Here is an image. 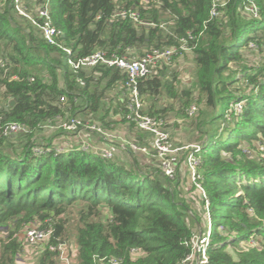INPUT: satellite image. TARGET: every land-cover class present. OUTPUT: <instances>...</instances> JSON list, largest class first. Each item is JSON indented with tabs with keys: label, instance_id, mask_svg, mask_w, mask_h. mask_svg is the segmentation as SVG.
Masks as SVG:
<instances>
[{
	"label": "trees",
	"instance_id": "obj_1",
	"mask_svg": "<svg viewBox=\"0 0 264 264\" xmlns=\"http://www.w3.org/2000/svg\"><path fill=\"white\" fill-rule=\"evenodd\" d=\"M226 1L210 19L212 0H151L149 5L140 0H49L68 53L49 44L10 0H0V54L8 59L0 68V234L6 235L0 238L6 243L0 264H18L27 243L22 232L26 224L53 223L50 242L69 241L67 217L72 212L78 215L71 241L77 248L75 264H109L110 256L122 258V264H264V65H249L246 53L264 52V0H255L259 17L246 13L244 0ZM122 6L137 9L142 23L113 18ZM188 32L196 36L190 42L196 46L183 53L194 54L193 87L177 88L178 71L171 65L183 55H174L170 62L152 66L139 80V89L151 115L165 118L174 100L182 101L184 114L195 103L209 107L202 113L208 126L216 128L207 130L199 167L206 198L189 174L188 183L179 179L185 152L177 177L168 179L152 154H145L143 164L134 152L121 162L78 146L57 151L51 143L32 140L44 130L39 124L58 115L84 113L100 121L109 93L121 90L126 79L120 68L105 64L75 72L70 57L97 50L140 57L153 48L178 45ZM251 40L257 47L249 46ZM157 97L164 106H155ZM234 100L245 101L243 110L226 120ZM13 121L26 123L33 132L3 136L1 126ZM204 138L198 134L199 141ZM16 142L21 145L15 147ZM207 210L211 234L204 263L195 239L207 233ZM251 239L256 245L247 246ZM39 247L38 264H60L57 252Z\"/></svg>",
	"mask_w": 264,
	"mask_h": 264
},
{
	"label": "built area",
	"instance_id": "obj_2",
	"mask_svg": "<svg viewBox=\"0 0 264 264\" xmlns=\"http://www.w3.org/2000/svg\"><path fill=\"white\" fill-rule=\"evenodd\" d=\"M11 5L14 6L19 15L31 20L37 25L43 38L51 45L61 47L64 51L70 53V48L62 44L60 37L63 33L58 29L52 20L51 11L49 8V0H10ZM142 4L149 5L151 0H140ZM157 4H162V0H153ZM227 3L226 0H212V7L210 10V19L219 15V8ZM243 9L246 13L254 17L260 16V9L255 0H244ZM113 18H130L137 23H142L140 12L135 8H128L125 6L116 9L112 15ZM209 19V20H210ZM155 25L154 22L148 23ZM166 22L161 23V27L166 28ZM196 36L192 32H188L187 36L178 39V45L167 48H153L140 57L135 56H108L104 50H97L93 53L68 59L70 67L75 71L82 68H92L98 64H105L108 66H116L120 68L125 74L126 79L121 84V90L125 94V117L127 120L134 122L138 128L149 134L148 144H139L136 141L123 139L118 143L115 141V133L108 127H105L101 122L93 119H83L78 116L65 114L58 115L52 120H48L45 124H39L38 128L44 129H60L67 135L82 136L83 132H92L104 141L106 146L94 147L89 141H82L78 145L84 151H92L97 153L105 159H112L119 146L126 151L132 153L152 154L159 162L162 173L168 179H175L177 177L178 166L181 155L186 153L185 165L190 176L191 182L195 184L202 196L206 198L205 189L201 183L202 174L199 167L202 163L201 153L203 151L204 143L192 142L178 145L174 142L170 131L167 129L168 121L159 116L148 114L143 109V100L139 89V80L141 77L147 76L151 72V67L159 62H170L174 55H183L184 52L193 49L196 46ZM251 48L257 47L254 41L249 42ZM8 59L0 54V68L6 67ZM34 79L33 77L31 78ZM264 82V77L262 78ZM83 85L84 81L79 79ZM65 101V97H61ZM244 100L233 101L229 104L225 111V119L231 120L233 116L239 115L244 106ZM197 112V106L192 104L187 108L189 116H194ZM31 129L23 122H8L1 126V133L3 136H9L15 133H32ZM57 151H65L68 147L54 146ZM36 152H41L40 146H35ZM208 203V200H207ZM206 219L208 221V229L205 236L197 238L195 241L196 249L201 251L200 260L207 262L206 247L210 241L211 234V219L209 211L207 210ZM54 234V224L50 223L47 226L33 225L28 227L24 232V237L27 243L41 245L44 249L48 247L51 251L57 252L60 264H75V261L70 254V248L66 241L50 242ZM196 240V239H195ZM247 246L256 245V240L251 239L246 243ZM41 248V247H40ZM132 253L137 255L138 250L132 249ZM105 259V258H103ZM109 264H122L123 259L115 256L106 258Z\"/></svg>",
	"mask_w": 264,
	"mask_h": 264
},
{
	"label": "crops",
	"instance_id": "obj_3",
	"mask_svg": "<svg viewBox=\"0 0 264 264\" xmlns=\"http://www.w3.org/2000/svg\"><path fill=\"white\" fill-rule=\"evenodd\" d=\"M113 91L109 93L110 97L107 98L109 102L108 105H106L105 107L102 106L103 110L102 109L100 110V113H102L101 115H103V119L99 118L100 120L99 122H101L105 126L107 124L111 127V130L116 135L115 141H117L118 143H120V141H122L123 139H128V140L136 139L139 141H143L144 142L143 144H146L147 139H149V134L147 132H141L134 125H130V123L124 119L125 110L123 109V106H124L123 104L125 103V100H126L125 94L122 92V90H119V89H113ZM118 91H121V92H118ZM110 98H112V100H110ZM160 98L161 97H157L154 102L156 107H162L165 105V103ZM145 106L147 107V104L144 101V104H143L144 111L147 110L145 109ZM77 116L83 119L92 118L95 120L97 118L96 116L86 115L84 113H79L77 114ZM182 127H183V124L182 126L181 125L179 126L177 125V123H174L172 120H168L167 129L170 131L174 142L178 145L192 142V141H189L190 139L189 131H187L188 135L183 134V132L187 130V127H184L181 131ZM61 138H64V141L62 143H60ZM34 140H37V141L42 140L43 142L47 144L51 143L53 146H63V147H68V148L71 146L77 147L78 145H81L83 140L89 141L94 147L96 146V147L101 148V147L106 146L104 141L92 132H83L82 136H77V135H67L64 132H62V130L60 129H47L46 128L43 131V135L42 134L35 135ZM137 155H139V157L137 158L140 164H143L145 160L148 161L147 156L145 154L138 153ZM132 156L133 154L131 151H126L122 149V147L120 146L115 154L116 159L121 162H127L128 159ZM135 163H136V160H135ZM178 175L180 176L179 179L182 185H184L186 182L187 183L189 182L187 168L184 163L180 164V170H179Z\"/></svg>",
	"mask_w": 264,
	"mask_h": 264
},
{
	"label": "rangeland",
	"instance_id": "obj_4",
	"mask_svg": "<svg viewBox=\"0 0 264 264\" xmlns=\"http://www.w3.org/2000/svg\"><path fill=\"white\" fill-rule=\"evenodd\" d=\"M246 53L250 59L249 60L247 58L248 59L247 63L249 65H253V64H255L257 66H259L260 64L264 65V52L262 53V50L253 51V50L247 49ZM232 65L234 66V64H232ZM171 67L173 70L178 71L179 82L177 84V88L179 90L193 87V85L195 84L194 82L196 80V75H195L196 69H195L194 54L192 51L187 52L183 56L179 57L171 65ZM196 92L197 91H194V93H196ZM162 101L164 102V100H162ZM234 101H236V100H234ZM237 101H239V100H237ZM181 102H182L181 100H174L173 101V106L165 114V119L167 121L172 120L174 123H177V125H179V126L180 125L182 126V124H183L181 131L184 127H187V130L184 131L183 134L188 135L187 131H189V137H190L189 141L200 142L198 140V134L199 135L203 134V137H205L203 142H205L207 135L209 134L208 132H212L216 128V126H213V124L208 126V124H207L208 122H206L207 121L206 116H204L202 113L203 110L210 111L209 107H207L204 103H201V104L197 105L198 111H197L196 115L195 116H189L187 113L184 114L180 110ZM219 123H220V120L219 119L216 120V125H218ZM207 130H208V132H207ZM43 131L41 129V131L38 130L37 132H35L33 135L34 138H35V135H37V134L43 135ZM196 136H197L196 140H198V141L195 140ZM34 138H32V140H34ZM63 141H64V138H61L60 143H62ZM34 142H36V140ZM14 145H15V147H17V146H20L21 143L16 142V143H14ZM67 218H68V232H69V236L67 239L69 241H67V240H64V241H66L68 243L69 248H70V254L73 257L74 252L77 251V248H76V245L71 241L74 239L73 237H74L75 230H76V220L78 219V215L76 212H72V214L70 216H68ZM33 225H38V224H34V223L26 224L23 227L22 232H25V230L28 227L33 226ZM1 237L5 238L6 235L4 233H1L0 238ZM195 241H196V243H198L197 239ZM241 243H243V242H241ZM3 244H6V243H2V241L0 240V251L3 247ZM29 244L30 243H26L25 245L22 246L20 254L17 256L18 264H38L40 249H42L39 246H41V245H39V246L36 245L37 246L36 247V246H30ZM26 245H29V246H26ZM35 249H38V251H36Z\"/></svg>",
	"mask_w": 264,
	"mask_h": 264
},
{
	"label": "water",
	"instance_id": "obj_5",
	"mask_svg": "<svg viewBox=\"0 0 264 264\" xmlns=\"http://www.w3.org/2000/svg\"><path fill=\"white\" fill-rule=\"evenodd\" d=\"M13 104H14V101L11 102V105H13Z\"/></svg>",
	"mask_w": 264,
	"mask_h": 264
}]
</instances>
